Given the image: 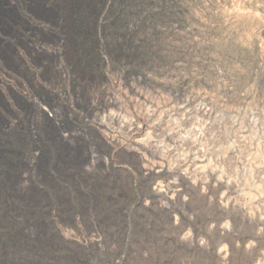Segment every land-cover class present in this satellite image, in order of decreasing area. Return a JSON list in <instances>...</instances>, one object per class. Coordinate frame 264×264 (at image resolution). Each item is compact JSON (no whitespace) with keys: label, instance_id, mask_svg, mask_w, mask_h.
I'll return each mask as SVG.
<instances>
[{"label":"rangeland","instance_id":"rangeland-1","mask_svg":"<svg viewBox=\"0 0 264 264\" xmlns=\"http://www.w3.org/2000/svg\"><path fill=\"white\" fill-rule=\"evenodd\" d=\"M9 1L0 264H264V0Z\"/></svg>","mask_w":264,"mask_h":264},{"label":"trees","instance_id":"trees-1","mask_svg":"<svg viewBox=\"0 0 264 264\" xmlns=\"http://www.w3.org/2000/svg\"><path fill=\"white\" fill-rule=\"evenodd\" d=\"M55 196H59V194H56ZM26 220H28L29 222H32L34 220H41L40 218H38V215L40 214L39 209L37 207H33L32 209H30L28 212H26ZM16 229V226L14 227ZM11 232V231H10ZM8 233L10 239H14L12 236H14V232ZM56 235H54V237H49V238H43L41 243H40V253L45 254L46 251L50 252L52 251V245L55 244L56 242ZM39 249V248H38Z\"/></svg>","mask_w":264,"mask_h":264},{"label":"bare ground","instance_id":"bare-ground-1","mask_svg":"<svg viewBox=\"0 0 264 264\" xmlns=\"http://www.w3.org/2000/svg\"><path fill=\"white\" fill-rule=\"evenodd\" d=\"M1 3V2H0ZM4 3H6V4H8V5H10L11 4V2L9 1V0H5V2ZM31 226V225H30Z\"/></svg>","mask_w":264,"mask_h":264}]
</instances>
